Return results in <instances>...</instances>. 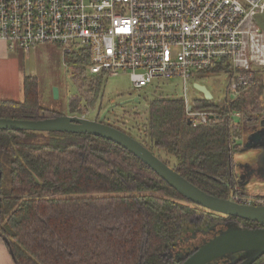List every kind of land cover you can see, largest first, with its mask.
<instances>
[{"label": "trees", "instance_id": "obj_1", "mask_svg": "<svg viewBox=\"0 0 264 264\" xmlns=\"http://www.w3.org/2000/svg\"><path fill=\"white\" fill-rule=\"evenodd\" d=\"M67 58L74 65L73 78L87 84L90 94L84 103L82 97L70 98L68 113L83 115L101 96L107 75L87 77L89 55L84 49ZM220 71L230 70L220 66L202 72ZM249 75L236 99L207 100L202 94L193 99V109L216 112L196 125L182 99L152 98L139 141L210 194L263 201L264 195L235 189L232 153L239 145L233 138H242V123L226 117L228 111L240 110L245 121L264 111V80L255 69ZM59 114L39 105L32 76L23 79L21 101L0 99V118ZM255 224L191 203L109 139L0 129V237L15 264H169L164 258L175 243L228 225ZM251 264H264V254Z\"/></svg>", "mask_w": 264, "mask_h": 264}, {"label": "built area", "instance_id": "obj_2", "mask_svg": "<svg viewBox=\"0 0 264 264\" xmlns=\"http://www.w3.org/2000/svg\"><path fill=\"white\" fill-rule=\"evenodd\" d=\"M263 12L264 0H0V54L52 42L64 53L84 49L92 75L128 73L133 89L177 78L196 125L216 112L192 108L195 74L228 66L224 98L233 100L250 71L264 72V32L255 22ZM226 115L244 119L240 110Z\"/></svg>", "mask_w": 264, "mask_h": 264}, {"label": "rangeland", "instance_id": "obj_3", "mask_svg": "<svg viewBox=\"0 0 264 264\" xmlns=\"http://www.w3.org/2000/svg\"><path fill=\"white\" fill-rule=\"evenodd\" d=\"M255 22L264 32V12L256 16ZM68 55L70 54L64 53L61 45L52 42L38 44L30 48L27 53L19 47L4 52L0 55V99H22L23 79L25 76H32L37 82L39 105L57 113L69 114L67 106L70 98L75 95L82 97L84 103L85 97H89L90 94L87 92V84L82 86L73 78L74 65L68 60ZM86 75L94 76L89 73L88 68ZM260 77L264 80L263 71ZM128 78V73L122 71L113 76L108 75L101 96L94 107H90L81 116L97 119L107 106H111L104 121L114 122V126L139 140L147 122L149 101L162 96L178 98L183 91L182 83L177 78L155 79L142 89H133ZM228 79L229 74L222 71L197 73L189 81L188 94L192 98L201 96L198 90L191 87V83L196 81L205 85L214 99L221 101L225 99ZM54 88L58 90V97L53 96ZM133 97H138L139 100L128 101ZM261 98L264 106V90ZM99 106L100 110H98ZM240 149L239 146L232 153V160L236 165L247 161L253 155V150L240 152ZM160 154L163 155V152ZM244 186L246 192L250 194H264V183L258 179L253 178Z\"/></svg>", "mask_w": 264, "mask_h": 264}, {"label": "water", "instance_id": "obj_4", "mask_svg": "<svg viewBox=\"0 0 264 264\" xmlns=\"http://www.w3.org/2000/svg\"><path fill=\"white\" fill-rule=\"evenodd\" d=\"M193 85L205 99H212V94L205 85L199 82H194ZM53 96L58 97L56 88L53 89ZM138 100V97H133L128 101ZM110 109L111 106H107L97 119H89L73 114H59L43 119L0 118V129L86 133L109 139L143 161L162 180L191 203L216 213L249 220L259 225L254 228L228 225L226 229L202 242L180 264H209L215 259L237 252L245 253L247 258L243 264H251L258 256L264 254V205L238 202L202 190L201 187L194 185L181 176L138 139L115 126L105 123L104 117ZM251 120H253V117L247 118V121L251 122ZM259 125L260 129L251 133L246 142L245 130L242 128V138L245 139L243 138V143H241L240 152L248 149L254 150V148L259 150L258 154L253 153L248 160H259L261 163L264 162V117L260 118Z\"/></svg>", "mask_w": 264, "mask_h": 264}, {"label": "flooded vegetation", "instance_id": "obj_5", "mask_svg": "<svg viewBox=\"0 0 264 264\" xmlns=\"http://www.w3.org/2000/svg\"><path fill=\"white\" fill-rule=\"evenodd\" d=\"M261 117H264L262 115L260 116H253V120L251 122L245 120L242 122V128L245 130L244 137L246 138L245 142L248 139V136L255 132L257 129H260L259 120ZM244 138V139H245ZM253 153L258 154L259 150L255 149L253 150ZM234 169L236 170L235 174V189L243 190L246 192V185L251 179L255 178L258 179L261 183H264V162H259V160H247L243 163H238L234 166ZM255 195H264V194H255ZM241 198V197H240ZM243 203H249L254 205H264L263 201H255L254 199H243L241 198L238 202ZM254 227L259 226L257 223L253 225ZM253 227V228H254ZM217 232L214 231H205L203 232L199 237L193 238L192 240H187L185 243H175L174 246L167 250V255L165 256V260L169 261V264H180L183 262L187 256L191 252H193L198 246L202 244L205 240L211 238L213 235H215ZM246 255L243 252H237L233 254H229L225 257H221L218 259L213 260L209 264H243V262L246 260Z\"/></svg>", "mask_w": 264, "mask_h": 264}, {"label": "crops", "instance_id": "obj_6", "mask_svg": "<svg viewBox=\"0 0 264 264\" xmlns=\"http://www.w3.org/2000/svg\"><path fill=\"white\" fill-rule=\"evenodd\" d=\"M261 29V28H260ZM4 53V51H2V54ZM0 54V55H2ZM196 82V81H195ZM22 88H23V82H22ZM23 93V92H22ZM23 97V95H22ZM219 98V97H218ZM12 99V98H11ZM23 99V98H22ZM22 99H14V100H17V101H21ZM212 99H214L213 95H212ZM262 116H264V111L262 112L261 114ZM241 143H243V138H241ZM241 143L239 146H241ZM233 161V160H232ZM236 164L233 162V174L234 172L236 171L234 169V166ZM236 174V172H235ZM235 174H234V177H235ZM250 194V193H249ZM0 264H15L12 257H11V254L7 248V245L5 243V241L0 237Z\"/></svg>", "mask_w": 264, "mask_h": 264}]
</instances>
